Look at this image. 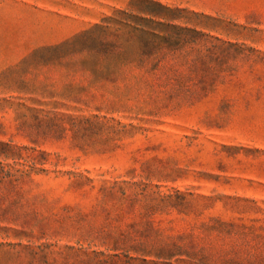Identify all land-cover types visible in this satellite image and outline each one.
Wrapping results in <instances>:
<instances>
[{
    "label": "rangeland",
    "instance_id": "rangeland-1",
    "mask_svg": "<svg viewBox=\"0 0 264 264\" xmlns=\"http://www.w3.org/2000/svg\"><path fill=\"white\" fill-rule=\"evenodd\" d=\"M146 220L264 264V0H0V264Z\"/></svg>",
    "mask_w": 264,
    "mask_h": 264
},
{
    "label": "trees",
    "instance_id": "trees-1",
    "mask_svg": "<svg viewBox=\"0 0 264 264\" xmlns=\"http://www.w3.org/2000/svg\"><path fill=\"white\" fill-rule=\"evenodd\" d=\"M115 187L104 190L103 200L105 204L117 200ZM121 208L124 213H130L136 200L122 193ZM171 197L162 198L163 202L169 201ZM178 200L184 199L180 196ZM107 202V203H106ZM178 205H182L178 203ZM103 211H106L104 208ZM119 216L114 220L117 221ZM185 237L167 236L163 231L156 228L148 220L142 223L126 225L123 230L113 225L102 227L94 238L89 242L96 248L92 256L82 257L76 255L77 264H173L174 262H185L182 258L187 257L194 261L192 242ZM186 241V242H185ZM71 250L74 248H70ZM71 256H67L69 261ZM203 264L201 261H199Z\"/></svg>",
    "mask_w": 264,
    "mask_h": 264
}]
</instances>
